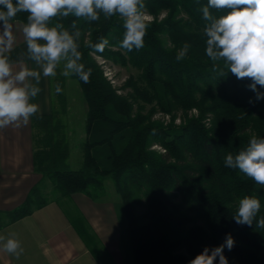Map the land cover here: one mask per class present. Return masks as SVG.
Listing matches in <instances>:
<instances>
[{"label": "trees", "instance_id": "trees-1", "mask_svg": "<svg viewBox=\"0 0 264 264\" xmlns=\"http://www.w3.org/2000/svg\"><path fill=\"white\" fill-rule=\"evenodd\" d=\"M144 4L142 11L153 20L148 21L144 46L130 52L119 46L125 32L119 14L108 17L99 12L97 21L57 15L47 22L73 37L81 53L77 63L85 71L92 69L88 83L70 70L86 103L81 162L69 168L61 59L56 76L49 77L50 112L31 119L32 164L41 178L19 205L0 210V228L56 202L89 251L103 264H112L84 217L66 204L74 193L104 198L109 178L126 220L120 232L123 264H189L205 247L221 245L228 234L235 241L231 251L224 250L228 264H264V229L256 227L264 218V186L224 164L226 155L238 154L252 136L264 138V99L256 100L249 78L237 79L222 61L206 56L204 29L209 22L203 20L201 9L207 0ZM209 11L213 17L221 14ZM27 16L18 13L10 22L26 25ZM101 38L109 43L97 52L90 45ZM184 44L189 45L188 53L177 61ZM95 56L138 71L137 78L130 76L126 82L130 92L117 93ZM57 84L62 88L59 94ZM157 109L170 114L169 123L152 119ZM192 109L197 113L189 116ZM178 112L181 123L174 124ZM245 196L261 202L252 226L234 220Z\"/></svg>", "mask_w": 264, "mask_h": 264}, {"label": "clouds", "instance_id": "clouds-1", "mask_svg": "<svg viewBox=\"0 0 264 264\" xmlns=\"http://www.w3.org/2000/svg\"><path fill=\"white\" fill-rule=\"evenodd\" d=\"M144 0H0V22L3 33L0 35V129L9 125L20 127L27 125L29 118L39 111L30 99L40 92L38 87L26 84L28 78L40 81V73L27 67L13 74L12 67L4 55L10 49L14 37L9 23L18 13H28V23L23 28L26 44L31 58L42 64L43 75L55 77L56 68L61 59H67L65 77L75 71L84 83L89 82L92 69L87 71L83 64H78L81 53L73 37L67 31H58L61 27H49L47 22L57 15L86 17L90 21L100 19L99 12L111 17L119 14L124 18L125 29L119 46L127 51L139 50L144 46V36L150 18L142 11ZM221 10L218 17H213L209 9ZM203 20L209 23L204 29L206 36V56L213 62L222 61L228 72L237 79L249 78L250 90L256 93V100L264 99V0H207V6L201 9ZM39 41H44L43 44ZM106 38L90 45L97 52H103L108 45ZM189 45L184 44L177 61L185 58ZM71 54V59H68ZM55 91L62 92L57 84ZM226 167L237 169L256 184L264 186V138L252 136L238 154L229 153L224 159ZM261 202L251 196L239 200L234 220L237 224L252 226L260 211ZM256 227L264 229V218L256 221ZM2 239V237H0ZM234 239L228 234L225 241L214 248L205 247L189 264H228L224 250L234 247ZM19 250V251H18ZM4 251L19 257L23 249L16 239H8Z\"/></svg>", "mask_w": 264, "mask_h": 264}, {"label": "crops", "instance_id": "crops-1", "mask_svg": "<svg viewBox=\"0 0 264 264\" xmlns=\"http://www.w3.org/2000/svg\"><path fill=\"white\" fill-rule=\"evenodd\" d=\"M9 23L12 25L14 41L4 55L12 67L13 74L24 67L40 73L39 83L31 77L25 83L40 89L37 96L30 99L31 103L39 107V111L33 116L47 114L51 109L50 90L49 77L43 75V62L37 63L31 58L23 33L25 25L17 21ZM2 33L1 23L0 35ZM39 43L43 44L44 41ZM32 117L27 125L21 122L20 127L9 125L0 129L1 211L19 205L30 188L41 178L32 164ZM70 198L75 204V209L95 233L112 264H123L120 232L126 220L120 200L96 203L82 193H74ZM0 237V264H103L101 259H97L89 251L69 221L65 209L56 202L48 203L31 214L1 227ZM10 238L20 242L23 251L19 257L4 251V245Z\"/></svg>", "mask_w": 264, "mask_h": 264}, {"label": "rangeland", "instance_id": "rangeland-1", "mask_svg": "<svg viewBox=\"0 0 264 264\" xmlns=\"http://www.w3.org/2000/svg\"><path fill=\"white\" fill-rule=\"evenodd\" d=\"M151 21L153 20V16L145 13ZM164 16V13L159 15V19H161ZM98 63H100L104 69L105 75L107 78L113 83L114 87L116 88L117 93L126 95L128 92H130V88L126 87V82L128 81L130 76H134V78H137L138 71L133 68L130 65H123V64H117V63H111L108 60H103L99 56H95ZM63 60V66L62 71H66L65 65L67 63V59ZM70 71V70H69ZM66 78V84H65V93L67 98V104H68V110L66 115L64 116V122L66 124V130H67V138L69 142L70 147V156H69V168L76 169L79 167L81 162V150L80 145L81 142L84 140L85 132H84V118H85V112H86V103L85 100L81 94L80 87L76 80L69 76ZM126 87V88H124ZM150 104L146 105V109L150 108ZM197 112L195 109H192L191 111H188L187 114L195 115ZM152 119L162 121L164 124L170 122V114H167L159 109H157L152 114ZM181 123V112H178L176 117L174 118V124H180ZM155 149H159L158 146H153ZM105 190L106 194L104 198L99 200H94L96 203H105L104 201H111L120 200L119 196L115 193L113 182L111 179H107L105 181ZM114 201V202H115ZM179 201L182 202L183 206L186 207V202L179 198ZM66 204L71 207L72 209L76 208L75 204L73 203L72 199L69 198L66 201ZM139 211H142V208H138Z\"/></svg>", "mask_w": 264, "mask_h": 264}]
</instances>
